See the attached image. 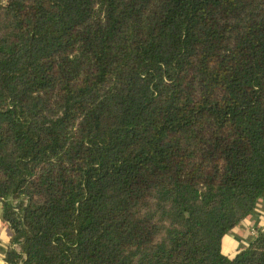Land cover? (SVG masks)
Here are the masks:
<instances>
[{
  "label": "trees",
  "instance_id": "trees-1",
  "mask_svg": "<svg viewBox=\"0 0 264 264\" xmlns=\"http://www.w3.org/2000/svg\"><path fill=\"white\" fill-rule=\"evenodd\" d=\"M264 0H0L7 264H264Z\"/></svg>",
  "mask_w": 264,
  "mask_h": 264
},
{
  "label": "crops",
  "instance_id": "crops-1",
  "mask_svg": "<svg viewBox=\"0 0 264 264\" xmlns=\"http://www.w3.org/2000/svg\"><path fill=\"white\" fill-rule=\"evenodd\" d=\"M259 232H264V194L260 197L252 214L225 235L222 250L225 254L234 255L250 244ZM13 230L4 219L3 204L0 201V264H7L5 255L11 246Z\"/></svg>",
  "mask_w": 264,
  "mask_h": 264
}]
</instances>
